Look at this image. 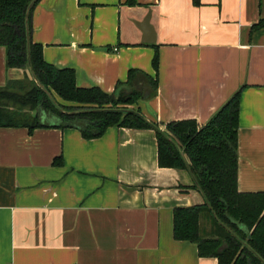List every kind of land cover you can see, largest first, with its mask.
Listing matches in <instances>:
<instances>
[{
	"label": "crops",
	"instance_id": "obj_1",
	"mask_svg": "<svg viewBox=\"0 0 264 264\" xmlns=\"http://www.w3.org/2000/svg\"><path fill=\"white\" fill-rule=\"evenodd\" d=\"M149 11L155 41L145 43L136 22ZM259 20L264 0H38L31 40L79 87L112 93L129 69L155 78L156 93L130 107L161 128L203 125L239 91L237 190L264 192ZM26 72L6 67L0 45V87ZM52 116L31 131L0 127V264H217L173 238V208L203 197L186 169L159 166L153 129L85 139Z\"/></svg>",
	"mask_w": 264,
	"mask_h": 264
},
{
	"label": "trees",
	"instance_id": "obj_2",
	"mask_svg": "<svg viewBox=\"0 0 264 264\" xmlns=\"http://www.w3.org/2000/svg\"><path fill=\"white\" fill-rule=\"evenodd\" d=\"M37 1L0 0L6 67L27 71L0 87V127L31 131L50 126L41 121L43 112L56 116L60 127L77 128L85 139L99 137L109 126L153 129L159 166L186 169L203 197L201 204L173 208V238L194 243L199 256L215 257L217 264H264V192L237 190L239 91L203 125L181 120L161 128L124 107L153 96L155 78L129 69L124 83L104 93L77 86L73 69L43 60L42 46L31 40V10ZM262 26L264 20H259L252 28ZM152 66L156 71L157 54Z\"/></svg>",
	"mask_w": 264,
	"mask_h": 264
},
{
	"label": "water",
	"instance_id": "obj_3",
	"mask_svg": "<svg viewBox=\"0 0 264 264\" xmlns=\"http://www.w3.org/2000/svg\"><path fill=\"white\" fill-rule=\"evenodd\" d=\"M149 19H150V11L141 21L136 22L137 27H139V29L143 33L142 41L145 43H152L155 41L154 30L149 22Z\"/></svg>",
	"mask_w": 264,
	"mask_h": 264
},
{
	"label": "rangeland",
	"instance_id": "obj_4",
	"mask_svg": "<svg viewBox=\"0 0 264 264\" xmlns=\"http://www.w3.org/2000/svg\"><path fill=\"white\" fill-rule=\"evenodd\" d=\"M55 96V95H54ZM56 97V96H55ZM56 99H57V101H59V102H61V103H63V104H65V105H70V104H72V103H68V102H64V101H62L60 98H58V97H56ZM139 100V99H138ZM138 100L137 101H135V103L136 102H138ZM134 104V103H133ZM132 104H126V105H124V107H126V108H130V109H134V108H131L130 106H131ZM134 110H136V109H134ZM43 114H45V113H43ZM53 116H52V114L50 115V114H47V117H46V119H48V118H52Z\"/></svg>",
	"mask_w": 264,
	"mask_h": 264
}]
</instances>
